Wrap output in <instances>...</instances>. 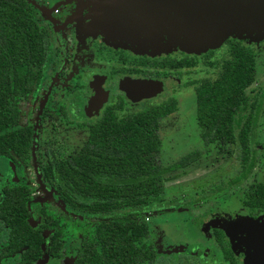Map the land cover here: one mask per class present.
Segmentation results:
<instances>
[{
  "label": "trees",
  "instance_id": "obj_1",
  "mask_svg": "<svg viewBox=\"0 0 264 264\" xmlns=\"http://www.w3.org/2000/svg\"><path fill=\"white\" fill-rule=\"evenodd\" d=\"M33 12L25 0H0V156L13 161L17 159L9 150L24 159L31 140L28 126H16V98L28 92L51 56L49 33ZM227 53L216 77L201 78L194 86L195 122L202 147L165 165L157 162L156 125L174 109L170 103L159 107L151 104L123 116L106 108L89 125L87 137L76 152L61 158L45 149L42 177L54 187L60 205L99 220L92 237L83 239L73 264H161L162 257L141 242L147 237V228L136 223V213L163 207L156 201L164 188L162 175L195 161L202 148L213 142L220 152L231 145V153L242 164L236 180L253 166L255 130L264 109V83L245 94L251 49L233 41ZM207 63L213 65V61ZM27 190L14 185L5 187L0 195V231L4 233L0 257L24 248L13 264H35L40 253L39 230L31 229L25 219ZM245 205L264 210L263 183L251 187ZM43 218L44 226L56 227L55 220L47 215ZM54 232L49 240L57 246L59 227ZM220 246L227 255L224 245Z\"/></svg>",
  "mask_w": 264,
  "mask_h": 264
},
{
  "label": "rangeland",
  "instance_id": "obj_2",
  "mask_svg": "<svg viewBox=\"0 0 264 264\" xmlns=\"http://www.w3.org/2000/svg\"><path fill=\"white\" fill-rule=\"evenodd\" d=\"M77 1L82 3V0L74 2ZM105 3L106 0H98V3L93 6L80 4L70 7L71 12L73 8H80V6L89 9V23L79 24V21L76 22L74 19L75 13H70L69 18L74 22L63 24L57 20L53 24L59 37L57 38L55 34L53 36L58 45L62 42L64 48V56L60 53L62 57L57 69L61 78L59 79L58 76L55 79V85L49 80L41 82L38 77H34L29 93L17 98V125H30L33 141L28 156L24 160L14 163L8 158L0 157V163L6 165L10 178L28 186L30 204L39 206L43 204L48 214L62 222L65 259L69 258L68 254L75 252L81 237L92 235L98 219L81 217L66 211L55 200L57 193L54 187L44 186L38 173V167L44 164V141L49 140L50 149L55 156L61 158L79 149L86 138L87 130L85 126L78 127L80 117L74 109H78L79 106L77 100L73 98L76 94H69L77 89L74 87L75 80L81 78L78 72L82 71L84 66L93 65L96 67L94 70H97L117 61L114 60L115 56L110 57L100 52L94 54L89 50L88 52L77 50V45L79 43L82 45L83 41L79 43L76 41L74 50L72 43L74 41L70 40V36L73 32L74 37L81 41L79 34L97 32L107 43L143 49L138 45L139 41L118 39L119 34L114 33L112 28L107 26L111 21V15ZM167 8L169 15L171 13L176 15L173 6H167ZM111 9L115 10V6ZM137 9L133 8V10ZM145 9L147 12L163 15V10L160 11L156 6L149 5ZM138 12L139 10L135 14L136 20L143 16V13ZM141 19L146 20L147 15L145 14ZM38 23L44 25L42 20H38ZM238 24V31L233 30L224 35L213 48L197 53L181 50L196 54L197 63L187 74L178 79L179 82L172 77L170 88L153 101L158 107L173 103L174 108L161 117L156 125V134L159 139L156 159L160 165H165L194 148L202 147L198 137L199 127L194 117L195 97L192 85L183 87V83L205 77L214 79L222 60L228 57L227 48L231 42L239 41L251 49L247 61L249 78L243 89L245 94H250L264 83V35L255 29L253 31L252 20L240 21ZM238 24L229 21L230 26ZM65 29L69 30L66 32ZM177 49L174 47L171 50ZM207 50L211 52L203 58L201 55ZM55 55H59V52ZM176 56H182V54ZM100 57L103 63L99 62ZM204 60L213 61V65H206ZM52 71L53 68L47 73L51 74ZM118 82L115 79L116 85ZM66 88H70L69 92ZM151 102L150 98L142 101L140 99L130 101L126 98L125 105L129 110H136L148 106ZM60 105L64 108L65 116H62L57 109ZM255 133L257 145L253 166L237 180L235 177L239 174L242 164L237 162L231 153V145L227 146V150L220 152L215 142L203 147L201 156L195 161L162 175L164 188L162 196L156 201L163 204V207L154 210L145 209L136 213V222H144L149 229V236L144 241L154 240L157 253L184 250L189 255L198 257L200 264H227L221 259L211 239V227L220 226L236 264H264V217L251 218L243 203L255 183H264V115L260 117ZM38 262V264H56L57 261L42 256Z\"/></svg>",
  "mask_w": 264,
  "mask_h": 264
},
{
  "label": "flooded vegetation",
  "instance_id": "obj_3",
  "mask_svg": "<svg viewBox=\"0 0 264 264\" xmlns=\"http://www.w3.org/2000/svg\"><path fill=\"white\" fill-rule=\"evenodd\" d=\"M32 1L36 3L37 5H39L44 11V13H42L41 11L37 10L35 7H33L30 3L26 1L29 5H31L34 8L33 14H34L35 19L37 21L42 20L44 22V26L49 33L50 49H51V56L47 64L45 65L43 72L39 77L38 76L37 77L40 79L41 82L42 80L43 81L49 80L51 84H55V79L59 76V70L57 69L59 67L60 58L64 56L63 55L64 48L62 46V42H59V45H58L57 40H55L53 36L55 34L57 38L59 37V33L57 32V30L55 31V27L53 26V24L57 22V20L61 21L63 24L74 22V21H71L72 20L71 18H69L71 17L70 13H75L74 19L76 22L79 21L78 22L79 24H82L84 22L89 23L90 22L89 21L90 13L88 15L89 9L82 8L80 6V8H76V9L73 8L71 12L70 7L71 6L75 7L76 5H80V4H83L82 6H85V5L93 6L95 5V3H98V0H82V3H80V1L74 2L75 0H32ZM46 7H49V8H46ZM77 13L80 15H78ZM68 30L69 29H65L66 32ZM73 34L74 33L72 32V36H70L71 37L70 40L73 39L75 43L76 41L78 43L83 41L82 45H80V43L77 45V43L75 44L74 42L71 41L73 43L74 50L77 45L78 46L77 50H85L86 52H88L89 50V51H93L94 54L97 52H100V54L101 53L107 54L110 57L115 56L114 60H117L112 64H106L105 68L100 67L97 70H94L96 67H94L93 65L88 66L89 68L87 66H84V68H82V71L79 70L78 72V74L81 75V78L79 80L78 79L75 80L76 84L74 85V87H76L78 90L74 89L71 93H69L70 95L76 94V96H74L73 98L77 100L79 108L74 109V110H76V113H78V116L80 117L77 125L78 127L85 126L87 130V134H88L89 125L93 124L100 117L102 111L105 110L106 108L114 110L115 115L117 116H123L128 113L136 112L138 110L147 108L151 104H155L153 103L154 99L160 96L162 93H164L170 88L171 78L173 77L177 82H179L178 79H181L183 75L187 74L189 70L191 69V67L195 66V64L197 63V59H198L196 57V54L185 53L181 51L182 49H179V48L177 50L170 49L167 51H164V49H139L137 47L130 46V45L123 46L119 44L107 43L104 40H102L101 35L98 34L97 32L96 33L89 32L83 35L78 33L79 37L81 38V41L77 40ZM85 44H87V46H85ZM58 48L60 49L59 51L57 50ZM56 52H59V55L56 56L55 55ZM60 53H62V56ZM113 53H116V54L114 55ZM209 53H210L209 51H206L201 56L205 58L209 55ZM178 54L180 55L182 54V56H176ZM100 59H99V62L103 63V60L102 59L100 60ZM181 61L183 62L187 61V62H192V63L189 65H185L183 64V62L181 63ZM207 62H212V61L204 60V63L206 65L208 66L212 65V64L211 65L208 64ZM52 68H53L52 73L48 74L47 72L51 71ZM58 78L60 79L61 75ZM115 79L119 81L117 85L115 84ZM146 79L163 80L165 82V87L160 89L159 91H156L155 93H148L147 91L143 90L142 86H138L140 81H143ZM56 83L59 84L58 82ZM195 84H196V80L193 82L185 81L183 83V87H188L192 85V90L194 92ZM69 90L70 88H66L67 92H69ZM27 93H29V90ZM17 98H16V109H17V124H18ZM126 98L129 99L130 101H134L138 99L142 101L144 99L150 98L152 99V102L148 104V106H144L136 110H129V108L125 105ZM91 99H93V101L95 102V105H93L92 103L91 105L87 106L88 100H91ZM99 102H100V105H97L99 104ZM263 108H264V105H263ZM57 109L62 114V116H65L64 108L62 105L58 106ZM263 111L259 115L258 122H259L260 117L264 115ZM120 112H122L123 114L118 115L117 113H120ZM194 117H195V114H194ZM258 122H257V125H258ZM17 124L16 126H28L29 127L30 132H31V140H30V145H31L33 141L31 126L30 125H17ZM30 145H29V148H30ZM44 147L45 148H44L43 157H44V164H45V161H46L45 149L47 147L51 148L49 140L44 141ZM9 153L11 156L16 158L17 160L13 161L9 157H4V156H0V157L2 159L8 158L12 162L17 163L19 160H24L28 156L27 155L24 159H18L11 150H9ZM28 153H29V149H28ZM44 164H41L38 167L39 169L38 173H39L40 179L43 181L44 186L46 188H49L52 185H50L49 183H46L44 180V177H42V168ZM259 183H262V182H257L255 183V185ZM14 185H23L27 187L28 190L26 194L27 199L25 202V207L28 209V215L25 219H26L27 225L33 230H39V234H40V239H41V242L39 243L40 253L33 262L35 264H38L39 263L38 261L40 260V258L42 256H46L49 258L56 259L57 261L56 264H73L77 258V255H78L77 252L81 247V243L83 239L84 238L89 239L92 237V235L89 237H86V236L81 237L77 247L75 248V252L68 254L69 258L67 259L66 257L65 259L64 257L65 248L63 246L64 239H63L62 222L58 218L48 214L45 211L43 204L40 206L37 204L31 205L30 204L31 200L28 194L29 193L28 186L21 181H13L12 178H10V176L7 174L6 165L0 163V195L3 194L2 191L4 190L5 187H12ZM57 195L58 194H55L56 201H57V197H56ZM243 203L245 205V201ZM245 206L247 207L248 215L251 218H256L257 216L264 217L263 209H257L255 207H248L247 205ZM64 209L68 212H71L67 210L66 208ZM74 214L78 215L76 213ZM44 215H47L50 218V220H55L57 222L56 227H59V233L57 234V241H58L57 246L56 244H52L49 240V237L52 234H55L54 231L56 230V227L52 226L51 224H49L48 226H44L43 224L46 222V220L43 218ZM78 216H81V215H78ZM136 221H137V218H136ZM138 224L143 225L147 228V237H148L149 236L148 226L144 222H138ZM210 232H211V239L213 241V244L217 248L221 256V259L225 261L227 264H236V260L233 256V253L231 249L229 248L228 241L224 236L223 229L220 226H212ZM3 237H4V233L0 231V247L4 245V243H2L1 241ZM147 237L141 238V242L145 243L146 245H150L154 253L158 257H162L161 258L162 260L160 261L161 264H200L198 257L191 256L184 250H179L177 252L169 251V252L157 253L155 251V246L153 242L154 240H152L151 242L144 241L145 238ZM221 243L224 245L228 253L227 254L228 256L225 255L220 249ZM53 247H55V250ZM23 249L24 248L14 251L7 257H0V264H13V261L16 255L20 253ZM52 250H54V253Z\"/></svg>",
  "mask_w": 264,
  "mask_h": 264
},
{
  "label": "water",
  "instance_id": "obj_4",
  "mask_svg": "<svg viewBox=\"0 0 264 264\" xmlns=\"http://www.w3.org/2000/svg\"><path fill=\"white\" fill-rule=\"evenodd\" d=\"M26 1L44 13L32 0ZM105 4L111 15L107 26L119 34L118 39L139 41L138 45L143 49L177 47L194 53L203 52L215 47L224 35L238 31V22L245 20H252L253 31L264 35V0H106ZM149 5L163 10V15L147 12L145 7ZM167 6H173L176 15L171 13V17ZM138 10L143 16L147 15L146 20L141 19L143 16L135 19ZM229 21L238 25L230 26ZM138 86L148 93H155L165 87V82L146 79ZM92 103L95 105L93 99L88 100L87 106Z\"/></svg>",
  "mask_w": 264,
  "mask_h": 264
}]
</instances>
